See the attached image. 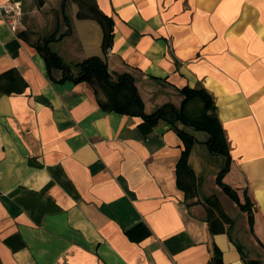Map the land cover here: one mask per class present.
Segmentation results:
<instances>
[{
	"label": "crops",
	"instance_id": "obj_1",
	"mask_svg": "<svg viewBox=\"0 0 264 264\" xmlns=\"http://www.w3.org/2000/svg\"><path fill=\"white\" fill-rule=\"evenodd\" d=\"M8 1L24 28L0 16V264H264V0ZM45 50L106 75L63 79ZM185 88L212 96L228 154Z\"/></svg>",
	"mask_w": 264,
	"mask_h": 264
},
{
	"label": "trees",
	"instance_id": "obj_2",
	"mask_svg": "<svg viewBox=\"0 0 264 264\" xmlns=\"http://www.w3.org/2000/svg\"><path fill=\"white\" fill-rule=\"evenodd\" d=\"M111 41H112V29H108L105 33L104 42H103V47L105 51L110 48ZM43 53L45 55L49 68L56 67L63 71L64 73L63 79L73 78L74 80H82L88 78L93 73H97L98 75H101L104 78L107 72L104 61L99 57H92L85 60L82 64H80L81 67L80 72L74 77L70 68L65 65L62 59L56 53L51 52L50 50H45ZM183 93L185 95V101H187L192 97H198L205 103L207 111L211 110L213 112L211 116H208V122H206L205 125L195 123V126L199 129H205L212 134L210 145L214 151L228 154V143L225 138L224 131L221 128L219 120L214 115L215 107L213 105L212 96L204 88H198V89L185 88L183 90ZM138 101L141 102L139 99ZM164 107L161 108L156 114L145 116V118L147 120L149 119L151 120L153 117L157 116L159 112H161L164 109ZM179 117L180 118L183 117L182 113L181 114L179 113ZM184 120L186 123H188L186 119ZM228 170H229V163L227 164L225 169L219 174L218 183L224 188L225 192L229 195V197L238 204L241 210L249 214L250 224L253 225L254 216L252 210V203L247 194V191H245L244 194L245 200L244 203H242L240 201L238 192L235 189L231 188L229 185L223 183V177L228 172ZM249 264H259V263L257 261H251Z\"/></svg>",
	"mask_w": 264,
	"mask_h": 264
},
{
	"label": "built area",
	"instance_id": "obj_3",
	"mask_svg": "<svg viewBox=\"0 0 264 264\" xmlns=\"http://www.w3.org/2000/svg\"><path fill=\"white\" fill-rule=\"evenodd\" d=\"M0 16L5 20L13 33L24 28V13L21 1H8L0 4Z\"/></svg>",
	"mask_w": 264,
	"mask_h": 264
},
{
	"label": "rangeland",
	"instance_id": "obj_4",
	"mask_svg": "<svg viewBox=\"0 0 264 264\" xmlns=\"http://www.w3.org/2000/svg\"><path fill=\"white\" fill-rule=\"evenodd\" d=\"M245 234L249 240V242H251V244L257 246L258 242L256 241V239L252 236L251 232H250V226L247 225V227H245ZM240 243L242 244L243 248H247L249 250V248H252V245H249L248 243L246 244V242L244 240H241ZM259 248V246H258ZM260 250V248H259ZM260 253H258L259 255Z\"/></svg>",
	"mask_w": 264,
	"mask_h": 264
},
{
	"label": "water",
	"instance_id": "obj_5",
	"mask_svg": "<svg viewBox=\"0 0 264 264\" xmlns=\"http://www.w3.org/2000/svg\"><path fill=\"white\" fill-rule=\"evenodd\" d=\"M251 233H252V235L254 236V238H255L256 240L259 241V238H258V236L255 234V232L253 231V229L251 230Z\"/></svg>",
	"mask_w": 264,
	"mask_h": 264
}]
</instances>
